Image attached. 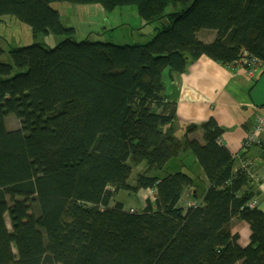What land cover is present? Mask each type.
<instances>
[{"label": "trees", "instance_id": "16d2710c", "mask_svg": "<svg viewBox=\"0 0 264 264\" xmlns=\"http://www.w3.org/2000/svg\"><path fill=\"white\" fill-rule=\"evenodd\" d=\"M57 3L136 7L160 27L145 45L78 42ZM5 16L65 40L12 47L10 64L0 49V264H264V213L249 207L251 178L218 142L225 131L210 119L203 145L188 138L197 125L179 135L166 94L167 76L201 57L264 64V0H0V25ZM11 116L19 129L9 131ZM188 153L209 188L184 208L197 180L170 165L188 168ZM143 162L129 184L131 163ZM144 190L145 207L125 209L119 194ZM233 220L250 226L246 247Z\"/></svg>", "mask_w": 264, "mask_h": 264}, {"label": "crops", "instance_id": "0c3cea01", "mask_svg": "<svg viewBox=\"0 0 264 264\" xmlns=\"http://www.w3.org/2000/svg\"><path fill=\"white\" fill-rule=\"evenodd\" d=\"M203 35L206 37L205 41H211L215 37L212 32ZM258 75L251 78L241 64L223 66L205 56L192 64L186 73L167 76L166 94L168 100L177 105L176 132L179 135L184 134L186 126L197 125V131L188 138L203 145V124L210 119L216 120L225 131L218 140L219 144L236 158V170L244 169L248 172L251 178L249 192L255 195L258 200L257 208L264 213V132L260 134L261 146L248 150L242 147L247 135L257 126L258 118L264 112L262 108L255 107L250 97L260 76ZM185 157L184 163L188 168L182 167L181 160L171 162L172 168L187 169L190 176L197 178L193 167L198 164L189 162L188 156ZM204 179L208 189L209 182L206 177ZM207 189L201 190V195L200 189L197 195L194 188L187 190L182 199L186 201V208L199 204ZM139 195L140 198L145 197L142 202L144 208L146 199L152 196V191L144 190ZM232 233L239 235L241 246L250 244L251 230L246 222L233 220Z\"/></svg>", "mask_w": 264, "mask_h": 264}, {"label": "rangeland", "instance_id": "374dc122", "mask_svg": "<svg viewBox=\"0 0 264 264\" xmlns=\"http://www.w3.org/2000/svg\"><path fill=\"white\" fill-rule=\"evenodd\" d=\"M53 8L60 11L62 23L66 28L75 29V34L73 36L78 42L88 39L93 43L101 42L119 46L145 45L154 38L157 33V28L160 27L158 23L146 26L136 7L117 8L108 12L100 4L71 5L57 3L53 5ZM180 8L181 7L179 6L178 10ZM173 10H176V8L170 7L168 9L169 12ZM3 20V23L0 25V49L4 51L1 61L7 64L12 63L10 57L12 47H23L34 43H43L50 47H55L65 40V36L39 34L36 37L33 35L32 30L28 25L11 16H5ZM20 72L21 71L16 70L14 75ZM7 127L9 131H13L14 129H19L20 124L15 117H11L7 120ZM184 156H188L187 158L189 162H194L196 160L192 153H188ZM131 166L133 167V171L131 178L129 179V184L135 185L137 177L145 174L147 164L146 162L138 165L131 163ZM193 171L198 176L196 178L197 190L200 189L201 195V190L207 189L206 182L204 181L205 175L199 165H194ZM177 172L188 173V170L172 168L173 174ZM167 173L169 172L165 169L164 171H158L151 176L163 178L168 175ZM140 195H132L126 191H122L119 194V199L124 203L125 209L140 210L143 206L142 202L145 199L144 196L140 198ZM181 207H187L186 201H181Z\"/></svg>", "mask_w": 264, "mask_h": 264}, {"label": "built area", "instance_id": "2783aa9c", "mask_svg": "<svg viewBox=\"0 0 264 264\" xmlns=\"http://www.w3.org/2000/svg\"><path fill=\"white\" fill-rule=\"evenodd\" d=\"M238 64H241L245 67L248 75L251 78H254L257 74L261 76L264 73V64L256 58H251L247 56L241 61H239ZM263 111H264V108H263ZM262 132H264V112L259 116L257 126L251 132H249L245 141L242 143L243 149L248 150L249 148L253 146H261L262 142L260 139V134ZM257 206H258L257 199H255L249 204V207L251 209L257 208Z\"/></svg>", "mask_w": 264, "mask_h": 264}, {"label": "water", "instance_id": "95a60500", "mask_svg": "<svg viewBox=\"0 0 264 264\" xmlns=\"http://www.w3.org/2000/svg\"><path fill=\"white\" fill-rule=\"evenodd\" d=\"M250 97L255 107L264 108V73L259 77L250 93Z\"/></svg>", "mask_w": 264, "mask_h": 264}]
</instances>
